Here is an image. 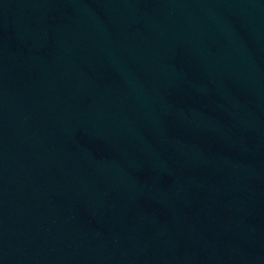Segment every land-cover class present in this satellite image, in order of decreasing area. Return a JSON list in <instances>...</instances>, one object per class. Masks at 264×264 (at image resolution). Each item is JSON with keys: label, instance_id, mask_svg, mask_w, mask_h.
<instances>
[{"label": "water", "instance_id": "1", "mask_svg": "<svg viewBox=\"0 0 264 264\" xmlns=\"http://www.w3.org/2000/svg\"><path fill=\"white\" fill-rule=\"evenodd\" d=\"M0 264H264V0H0Z\"/></svg>", "mask_w": 264, "mask_h": 264}]
</instances>
